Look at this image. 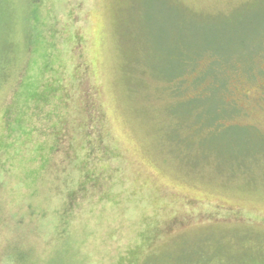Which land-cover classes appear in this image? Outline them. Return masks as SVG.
<instances>
[{
  "label": "rangeland",
  "instance_id": "rangeland-1",
  "mask_svg": "<svg viewBox=\"0 0 264 264\" xmlns=\"http://www.w3.org/2000/svg\"><path fill=\"white\" fill-rule=\"evenodd\" d=\"M0 264H264V0H0Z\"/></svg>",
  "mask_w": 264,
  "mask_h": 264
},
{
  "label": "trees",
  "instance_id": "trees-1",
  "mask_svg": "<svg viewBox=\"0 0 264 264\" xmlns=\"http://www.w3.org/2000/svg\"><path fill=\"white\" fill-rule=\"evenodd\" d=\"M260 51V50H259ZM258 51V52H259ZM256 52V54L258 53ZM204 57L207 56L210 58L209 60V65L206 68V70L204 72H202V74L197 78V81L199 82H204V81H208V83H206L204 90H205V96L209 97H218L219 98V103L217 104V107L215 108V111L218 113V115L215 116L214 120H212V123L215 122L216 124H212L214 126V129L217 130L216 133H219L220 131H222L223 129L227 128V127H232V126H226L224 125V122L229 119V117L237 112V108L234 106L233 103L228 102L226 100V98L224 99V97L226 95H229L230 89L228 86V80L231 77H238V74L240 73V69L241 72H251V70L253 69V63L251 62V60L249 61H244L242 60H238V61H232V60H225L224 61H220L218 62V60L215 61V58L212 57L209 54H205V55H200V54H193L192 56H190V53L188 55H183V54H176V59H178V66H176V70L173 72L172 74V78H167L165 79L167 82H170L176 78H183L185 75V72H187L188 70H193L195 69V67L198 65V60L199 57ZM253 56H255L253 54ZM213 69L212 71L210 69ZM239 69V70H237ZM196 81V82H197ZM220 121L223 122V125L220 124ZM219 123V125H218ZM212 125H207V126H212ZM235 127V126H234ZM23 257H18V258H14V262H19ZM23 263V262H22Z\"/></svg>",
  "mask_w": 264,
  "mask_h": 264
}]
</instances>
